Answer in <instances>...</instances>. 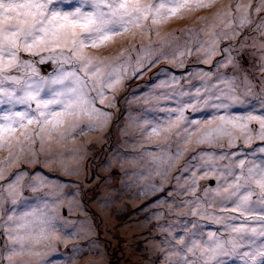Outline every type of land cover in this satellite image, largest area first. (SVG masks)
<instances>
[{
  "label": "clouds",
  "instance_id": "1",
  "mask_svg": "<svg viewBox=\"0 0 264 264\" xmlns=\"http://www.w3.org/2000/svg\"><path fill=\"white\" fill-rule=\"evenodd\" d=\"M0 264H264V0H0Z\"/></svg>",
  "mask_w": 264,
  "mask_h": 264
}]
</instances>
